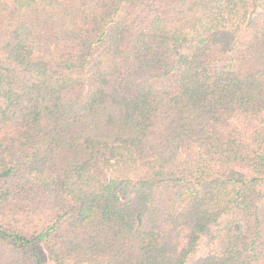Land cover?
<instances>
[{
	"label": "trees",
	"instance_id": "16d2710c",
	"mask_svg": "<svg viewBox=\"0 0 264 264\" xmlns=\"http://www.w3.org/2000/svg\"><path fill=\"white\" fill-rule=\"evenodd\" d=\"M0 264H264V0H0Z\"/></svg>",
	"mask_w": 264,
	"mask_h": 264
}]
</instances>
